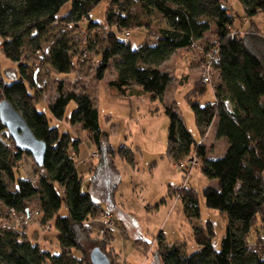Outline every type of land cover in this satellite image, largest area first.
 I'll list each match as a JSON object with an SVG mask.
<instances>
[{
    "label": "trees",
    "instance_id": "obj_1",
    "mask_svg": "<svg viewBox=\"0 0 264 264\" xmlns=\"http://www.w3.org/2000/svg\"><path fill=\"white\" fill-rule=\"evenodd\" d=\"M101 1L0 0V52L19 68L7 82L0 77V101L9 99L36 137L47 145L44 165L35 163L45 174L37 179L19 175L20 162L31 154L17 148L0 121V264H94L91 254L88 257L84 252L85 242H91L93 232L87 222L98 219L106 210L91 191H83V178L75 160L80 140L71 137L69 131L52 126L47 114L38 108L41 98L31 91L37 90L36 84L22 60V50L28 42L35 51H40L43 33L58 22L80 26V22L87 20L90 31L98 24L90 15ZM225 1L111 0L104 16V24L109 27L108 45L100 51L96 76L103 79L113 63L117 73L110 85L122 95H128L134 87H142L152 99L163 100L174 77L160 69V65L178 50L190 48L203 39L207 32L213 30L216 36L201 49L203 59L211 61L216 71L215 101L201 102L207 93L203 81L186 98L202 137L216 122V137L227 140L226 151L217 158L211 157L205 142L195 140L173 103L165 108L169 118L167 154L175 163L193 155L200 160L203 174L218 182L217 187L204 188L206 204L226 215L228 223L220 249L213 244L214 226L209 222L205 228L195 227L193 237L201 249L192 254H186L180 246L162 244L163 264H264V182L261 179L254 186L242 179L243 175L264 168V96L259 90L264 85V29L255 28L254 24L256 17L264 18V0H240L244 15L231 13ZM138 3L149 13L160 12L168 26L158 31L155 43L147 38L135 48L128 40L119 39L114 29L126 33L136 27L129 8ZM65 8L66 13L60 15ZM235 16L249 20L252 28L246 36L232 33ZM74 59L67 36L60 38L49 53V63L58 73L72 72ZM72 101L76 102V108L66 119L88 131L101 157L112 161L117 151L100 127L99 110L89 94L76 89L64 92L59 87L58 96L48 108L54 118L63 120ZM124 148L120 147L118 152L129 158ZM177 192L186 214L190 218L199 217L198 192L186 186ZM33 199L38 202V221L55 227L59 244L56 252L31 239L21 228L4 224L6 219L12 220L11 209L19 216L31 211ZM63 205L67 207L66 214H60ZM259 222L262 233L258 231L256 242L251 243L248 237ZM108 231L107 228L104 234ZM161 237L162 233L158 239ZM101 252L109 264H114Z\"/></svg>",
    "mask_w": 264,
    "mask_h": 264
},
{
    "label": "rangeland",
    "instance_id": "obj_2",
    "mask_svg": "<svg viewBox=\"0 0 264 264\" xmlns=\"http://www.w3.org/2000/svg\"><path fill=\"white\" fill-rule=\"evenodd\" d=\"M110 2L102 0L92 11L91 20L98 24L90 31H87V20L80 22V26L58 22L43 33L40 51H35L28 42L22 50V60L27 63V70L36 84L37 90L31 91L41 98L38 108L47 114L52 126L59 127L61 131H69L71 137L80 140L75 160L83 178V191H91L94 199L106 210L96 219L97 224L93 220L87 222L93 232L91 242H85L84 252L89 257L92 250L99 247L114 264L118 261V264H163L162 244L180 246L186 254H192L201 249L193 237L195 227L205 228L209 222L214 226L213 244L220 249L228 220L226 215L207 206L203 194L204 188L217 187L218 182L203 174L201 162L195 155L191 157L195 162L185 167H180L168 157L169 118L165 112L166 106L176 103L175 109L187 128L197 142L201 139L207 141L210 154L213 146L226 141L225 138L216 137V122L211 125L207 136L202 137L195 113L186 98L188 92L203 81L206 59H203L200 49L202 45L215 40L216 36L213 30L207 32L195 47L178 50L160 65V69L174 77L163 100L152 99L142 87H134L128 95H122L116 87L110 85L117 73L113 63L105 71L103 79L98 80L96 76L100 51L108 45L109 27L104 24V16ZM225 3L231 13L237 11L238 15H244L240 0H227ZM66 11L65 8L60 15ZM129 12L136 27L129 29V35L117 29L114 32L119 39L128 40L135 48L147 38L155 43L159 37L158 31L168 26L160 12L149 13L140 3L130 7ZM234 19L232 33L246 36L252 28L249 20L239 16ZM254 24L257 26L255 28L264 29V18L256 17ZM63 36H67L70 51L75 54V67L70 73H58L49 63L51 48ZM18 72L17 63L0 52V77L7 82ZM205 83L207 93L201 102L213 103L215 80ZM59 87L64 92L76 89L92 97L99 110L100 127L108 134V143L117 151L112 161L101 157L88 131L80 125H72L66 119L71 117L76 108L75 101L67 106L63 120L52 116L48 107L58 96ZM228 105L231 106L230 103ZM122 146L129 153V158H123L118 152ZM213 152L216 158L222 154L217 148ZM191 158L183 161L187 163ZM17 173L33 179L45 174L35 166L34 159L29 155H25L20 162ZM242 179L257 186L261 179L264 182V168L255 174L243 175ZM182 186L192 187L198 192L199 217L190 218L186 214L177 192ZM30 205L32 221L26 226H18L19 229L26 231L31 239H36L42 246L58 251L55 227L38 221L36 199ZM66 213L67 207L63 205L60 214ZM4 224L17 227L11 219H6ZM105 228L110 231L104 234ZM258 231L262 233L260 222L248 237L249 242H256ZM161 233L162 243L159 242L161 238L158 239Z\"/></svg>",
    "mask_w": 264,
    "mask_h": 264
},
{
    "label": "water",
    "instance_id": "obj_3",
    "mask_svg": "<svg viewBox=\"0 0 264 264\" xmlns=\"http://www.w3.org/2000/svg\"><path fill=\"white\" fill-rule=\"evenodd\" d=\"M0 121L7 127L17 148L29 152L35 163L43 166L47 152L46 143L36 137L23 114L7 98L0 101ZM91 260L94 264H109L99 248L92 250Z\"/></svg>",
    "mask_w": 264,
    "mask_h": 264
},
{
    "label": "built area",
    "instance_id": "obj_4",
    "mask_svg": "<svg viewBox=\"0 0 264 264\" xmlns=\"http://www.w3.org/2000/svg\"><path fill=\"white\" fill-rule=\"evenodd\" d=\"M126 33H127V35L130 34V32H126ZM196 43L197 42H194V44L191 47H195ZM200 51H201V49H200ZM214 77L216 78V71L213 69V65L211 64V61L206 60L205 61V67H204V73H203V79L202 80H203V82H211L213 79L215 80ZM228 103L229 102H227V104ZM194 162H195L194 159L191 158V160H189L187 163H185L184 161H181L180 163H178V165H180V167H185V166H188V165H190L191 163H194ZM11 216H12V220L16 223L17 227L18 226L19 227H23V226H26V225L30 224V222L32 221L33 214H32L31 211L28 210L24 216H19L14 209H11Z\"/></svg>",
    "mask_w": 264,
    "mask_h": 264
},
{
    "label": "crops",
    "instance_id": "obj_5",
    "mask_svg": "<svg viewBox=\"0 0 264 264\" xmlns=\"http://www.w3.org/2000/svg\"><path fill=\"white\" fill-rule=\"evenodd\" d=\"M243 10H244V6H243ZM235 12V11H234ZM235 13H239V12H235ZM242 15H243V13H242ZM260 87V92L262 93V95L264 96V85H262V86H259ZM209 130H210V128H209ZM209 130H208V132H209ZM208 132H207V134H208ZM207 134H206V136H207ZM205 136V137H206ZM205 140H207V138L205 139ZM200 143H202V142H205V144H206V142L207 141H203L202 139L199 141ZM207 146V145H206ZM227 146H228V143H227V140L226 141H223V143H220V144H218L217 146H213L212 147V150H211V154L209 153V155L211 156V157H214L213 156V151L217 148V149H219L221 152H222V154L221 155H223L224 154V152L226 151V148H227ZM209 152V151H208ZM94 222H96L95 224H97V222H98V220H93ZM107 228H105V230H106ZM104 233V232H103ZM43 247H45V246H43ZM45 248H47V247H45ZM120 261H118V263H119ZM117 263V264H118Z\"/></svg>",
    "mask_w": 264,
    "mask_h": 264
}]
</instances>
